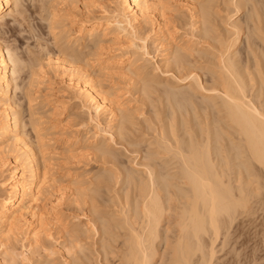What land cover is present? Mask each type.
Wrapping results in <instances>:
<instances>
[{
  "label": "bare ground",
  "instance_id": "obj_1",
  "mask_svg": "<svg viewBox=\"0 0 264 264\" xmlns=\"http://www.w3.org/2000/svg\"><path fill=\"white\" fill-rule=\"evenodd\" d=\"M23 1L0 0V34ZM81 1L85 11L77 9L80 0L45 4L43 17L58 52L32 63L36 70L30 64L34 71L28 68L24 85L18 79L29 64L0 40V155L17 153L0 169V264H57L59 253L63 264L93 263L95 257L101 264H211L217 242L229 245L230 228L239 216L252 213V199L264 190V0H182L185 20L175 0L102 1L110 6L91 18L93 0ZM67 20L79 27L66 28ZM107 44L122 50L113 62H101ZM50 70L63 76L60 81L96 129L80 137L62 128L68 152L88 150L116 167L114 144L141 152L146 141L150 148L139 175L104 167L107 175L96 181L122 184L112 199L114 210L99 208L92 197L85 222L55 227L56 248L50 218L40 207L57 186L47 171L52 161L47 143L60 131L45 128L43 115L55 118L67 105L52 86L43 91ZM114 75L136 85L144 108L158 93L166 109L145 120L139 141L131 140L138 112L130 103L136 99L126 98L116 85L102 88ZM27 124L37 131L35 145L26 138ZM79 179L72 181L86 182ZM77 188L82 195L96 190ZM54 219L62 220L58 212Z\"/></svg>",
  "mask_w": 264,
  "mask_h": 264
},
{
  "label": "rangeland",
  "instance_id": "obj_2",
  "mask_svg": "<svg viewBox=\"0 0 264 264\" xmlns=\"http://www.w3.org/2000/svg\"><path fill=\"white\" fill-rule=\"evenodd\" d=\"M24 1L22 4L23 7L21 6L22 9L20 8V11L18 13L16 12L14 14L15 17L13 19H12V17L8 18L7 26H4L5 29L3 28V30H2V32L3 31L4 32L0 34V40L3 43L2 45L3 46L6 45V46H9L11 48H15V49H13V51L16 52V54H18L19 56H21V58L26 62L25 63L26 65L29 64L26 68H24L25 70H23V72H21L22 73L21 76L22 75L23 76L22 77L20 76V79H18V81L20 80L19 83L23 84V85L28 81V78H29L28 77L29 76L28 75V73H29L28 68L31 67L30 64L33 65V68L37 67V65H35V64L37 61L41 62V58L43 59L42 61H44V58H46L47 55L53 56L52 54L55 55V53L57 54V52H58L57 51L58 48L55 45L56 42L54 41L55 37L53 36L52 32H49L50 30L48 28L49 27L48 22L44 19V17L47 14V11H44L45 10L44 7L47 10V8L50 6L49 3H48L49 6H47L48 5L47 2L49 0H46V1L44 0L45 3H43V0L42 1L41 0H29V2H28V0H24ZM94 1L95 0H93V5H95V6L92 5L93 7L92 6L90 7L91 9L92 8L94 9L93 10L94 14H93V12H91L90 14L88 13L89 16L93 14L90 17L87 16L89 18L94 17V15H95V17L100 15L99 11H102L103 6L105 8H107L106 6L114 5L113 2H115V0H111V1L108 0L107 3L110 2V5H108V4H106V2H104V3L102 2V1H107V0H100L101 2L99 0H97L98 2L97 1L94 2ZM180 1H182V0L172 1V4L174 6H177V4H178L176 9H178L179 11H177L176 9L175 10L177 12H180V13L185 12L186 14H188L187 11H185L186 7L183 5L184 3L182 2V4H181ZM84 2L89 3L86 0H84ZM91 2H92V0H91ZM81 3H82L81 0L79 3H77L80 6L77 9H80V8L82 9L83 4H81ZM45 4H47V5H45ZM105 4H106V6H105ZM101 5H102V7H101ZM24 7H25V9H24ZM60 7L63 9L64 8L69 9L70 11L73 12V8L70 6L69 7L68 6L67 7L60 6ZM23 9H24V11H23ZM66 9H64V10H66ZM83 9H84V7H83ZM84 11H85V9H84ZM72 12H71V14L75 13V12H73V13ZM186 14H184V15L187 18ZM180 15L182 18L184 17L182 15V13ZM183 19L185 20V18H183ZM65 23L67 24V25H65L66 28L73 29V31H74V29L76 30L79 27L78 22H74L72 24V22L67 20ZM147 27H149V25H147ZM5 32H7V33H5ZM181 32L183 33V30ZM107 45L106 46L108 47V49L106 48L107 51L105 50L106 56L104 55L105 60L103 57V59H101V62L102 61L104 62V61L108 60L109 58H111L110 62L111 61L113 62L114 59L115 60L117 59L116 55L122 53L121 49L120 50L117 49V47H116L117 45L116 46L112 45V44H111L112 46H110V44H107ZM149 48H150V51L152 52V54H154L155 49L152 46H150ZM29 53H31V54H29ZM37 58H39L40 60ZM27 60H29V61H27ZM32 63H35V64H32ZM37 68H39V67H37ZM32 69H30L32 72L34 70H36L35 68H34V70H32ZM36 73H39L38 70H37V72H35V74ZM56 73L53 72V70L48 71L47 75L45 76L46 79H44L43 86H42V88H44L43 91H46L45 90L46 88L48 89V87L52 86L51 89L53 90V88H54V90L56 91V93H54L55 95L60 94V95H62V97L66 96L65 97V100H66L65 106L67 105L66 108L60 109V112H59L60 114H57V116L55 115V118H54V116H51L50 114H49L50 115L49 116V115H46V113L45 114L42 113V114H44L43 116H45L44 119L42 118L45 121V123H43L44 124L43 126H45V128H47V129L50 127L51 131L53 130L52 128H54V130H53L54 132L60 131L59 134L55 133L56 135L53 134V132H52V136L54 135V137H53L54 140L53 141L51 140L52 143L49 142L50 144L47 143L48 144L47 151H48L49 155L51 154L50 160H52L51 162L49 161L50 163L48 162V168L49 169L47 168V171L51 173V174H49V175H52V176H50L51 178H55L57 180V184H55L57 186L52 188L53 194H51V196L47 195L49 199L46 198L45 200H43L41 202V207H40V209L42 211H44L43 213L46 212L47 213L46 215L50 218V220H47V222L49 221L48 224L49 223H51V224L47 225V226H49V228L48 227L47 228H48V230L50 229V232H52L51 234L54 235V237H53L54 241L52 240L53 242L50 241V243H48L49 241H46V242H47V244H51V242H52L53 248L57 247L56 245H54V244H56V241H57L55 239H57L58 235H59L57 233V229H56L57 226L64 225V224L66 225L69 222L72 224L75 221H77L75 223H81L82 221L85 222L87 220V218L89 217L88 204L89 203L93 204V202L91 201L93 199L92 197L97 199V200L95 199V201L93 200L95 203H99V205H101V207H100L98 204H96V205H98L99 208H102L104 210H110V211L114 210V202L112 199H115L116 194H117L116 192L118 191L117 189L119 187H121L122 184L121 183H115L114 181H113L114 182L113 183L112 181H106V180H102V179H100L99 181H96V176L107 175V172H105L104 167L108 168L110 170H112V168H113L114 172H116L117 169H120L118 167H125L126 169L131 170V171L135 172L137 175H139V171L144 168L140 163L146 162V159H144L143 157L145 156L146 151L150 150V148L147 147L148 144L146 143V141L142 142V148H144V150L141 152L135 151L136 149L133 146L132 147H130V146L125 147V146L121 145L120 143L118 145L114 144V147L117 149L115 152H116L117 158L119 160V163L117 162L119 166H116V167L112 162H108V163L104 164V162L102 160H100V158L94 157L95 156L94 153H92L94 155L93 156L90 153V151H88V150L86 151V150L82 149V151H81V149H79V150H74V151L68 152L69 150H67V146H66L67 135L63 136L61 134V133H63V129L70 130L71 132L73 131V132H75L74 135H80V137L86 133H87L86 136H89L92 133H94L96 131V129L92 126V124L89 123V121L87 119L88 116L86 115L87 113L84 110H81V108H80L81 106L79 105L78 100L74 99V97H73L74 94H72L73 92H71V90L68 89L65 86V84L62 83V81H60V80H63V78H62L63 76L60 75L59 72L57 74ZM26 77H27V80H25ZM162 77H164V75H162ZM110 78H108L109 80L104 79L105 81L103 80V82H101L103 84V85L101 84L102 88L104 86V89H107L108 87H112L113 85H116V87L118 86V88L120 89L121 94L123 92V94L126 98L136 99L137 97H139L138 96L139 94L136 92V85L129 84V83L127 84L126 82H122V80L116 78L115 75H114V77H110ZM22 80H23V82H22ZM106 85L107 86L109 85V86L107 87ZM46 86H48V87H46ZM19 95L21 97L23 96V95H21V93H19ZM19 95L16 96V98L21 100V97ZM52 96H53V94H52ZM156 96H157V99H156L155 103H153V105L147 104V106L145 105V108L141 104V101H138V99H136L137 101L136 100L131 101V103H130L131 107H133V110H137V112H138V113H135V118L136 117L137 118L134 119V121L137 123V125L135 123V126L131 127L132 132H133V133L131 132L132 133V138H131L132 141L141 139L145 136V133H146L145 126L147 124L145 122L146 119H149V117L151 118V116H155V112H161V111L166 110V109L161 108V104H160V100H159L161 97L159 96L158 93H156ZM67 97L69 99H67ZM58 98H59V96H57V97L53 96V99L55 102H58V100H57ZM19 103L17 102V105H19ZM21 106H23V108L21 107V110L25 108L24 105H21ZM17 108L20 109V107H17ZM19 109H17V110H19ZM139 113H143V115L139 116L138 115ZM47 116H48V118H47ZM162 116H164V114ZM50 128H49V130H50ZM58 128H60V129H58ZM34 130L31 127V124L30 125L27 124V127L25 126V128H24L25 133H27L26 134L27 137L26 136L25 137L29 138L31 140H34V142L33 141L32 142L35 145L37 142L35 141L36 136L34 137V135L37 134V131L35 130L36 131L35 132ZM76 131H77V133H76ZM149 133H150V131H149ZM55 137L58 139H56ZM147 137H150V136L148 135ZM124 147L128 148L129 150L125 149ZM13 153L14 152L3 153L0 155V157H1L0 158V161H1L0 162V169L3 168L2 164L4 163V161H11L12 159H14L13 157H15V155L17 153H14V154ZM136 170H139V171L136 172ZM68 171H70L73 176L71 178L65 179V177H66L65 173ZM74 176L78 177V179L80 177L79 181L86 180V182L85 183L84 182L79 183V185L78 184L76 185V184H74L75 183L74 180L72 181V178ZM90 183H91V185H90ZM80 186L88 187L91 189H96L95 190L96 194L95 195L93 194V193H95V191H93L91 193V191L89 189H85L84 192H86V190H87V193L82 195L79 192L80 190H78V191L76 190V188L80 187ZM64 189H66V190H64ZM262 190L257 191V193L259 194V195L258 194L257 195L259 197L257 196V198H256V196H255L252 199V204H253L252 213H250L249 216H247V217H245V216L243 217L242 215H241V217L239 216L238 220H236L234 222V224L232 225V227L230 228V231H229L230 234L228 237V239H230V240H227V241H229V243H228L229 245L224 246L222 248V244L220 243L221 240L217 242V244H216L217 245V253H216L217 257L211 264H264V192H262ZM60 193L64 194V196H63V198L58 200L57 198L59 197ZM85 199H90V200H86V201H88V203H86ZM55 200L59 201L58 207H54L56 203L53 205V203H54L53 201H55ZM89 206H90V204H89ZM57 212L59 213V216L62 219V220H60V222L62 224L60 222H57L54 219ZM64 221H66V222H64ZM53 224H54V226H53ZM84 241L91 243L93 240L91 238V239H84ZM18 243L20 244V242H18ZM18 245H17V248H18ZM19 247H20L19 248V250H20L21 246H19ZM88 247L90 249H93V247L90 245H88ZM88 251L91 254L92 253L91 251H93V250H88ZM93 254H94L93 256H95V252H93ZM59 255H60V253H59ZM59 255L56 254L54 256V258H56L55 263L58 262L57 264H63V261H61V260H63V258L61 255H60L61 257ZM95 259H97V260L94 262ZM95 259L94 260L92 259L93 263L91 262L92 260L90 262L92 264H101V263H99L100 261L98 262V260H99L98 258L95 257ZM60 262H62V263H60ZM84 262L86 263V261H84ZM87 262H88V260H87ZM114 262H113V264L118 263L117 260ZM91 263L88 262L86 264H91Z\"/></svg>",
  "mask_w": 264,
  "mask_h": 264
}]
</instances>
